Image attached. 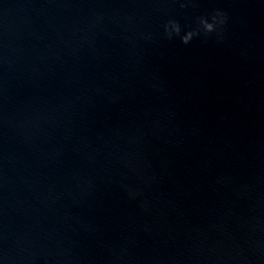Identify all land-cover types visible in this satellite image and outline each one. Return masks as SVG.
Returning <instances> with one entry per match:
<instances>
[{"label":"water","instance_id":"1","mask_svg":"<svg viewBox=\"0 0 264 264\" xmlns=\"http://www.w3.org/2000/svg\"><path fill=\"white\" fill-rule=\"evenodd\" d=\"M0 264H264V0H0Z\"/></svg>","mask_w":264,"mask_h":264},{"label":"clouds","instance_id":"2","mask_svg":"<svg viewBox=\"0 0 264 264\" xmlns=\"http://www.w3.org/2000/svg\"><path fill=\"white\" fill-rule=\"evenodd\" d=\"M204 27H205L206 31H211L212 30V25H210V24H205Z\"/></svg>","mask_w":264,"mask_h":264}]
</instances>
